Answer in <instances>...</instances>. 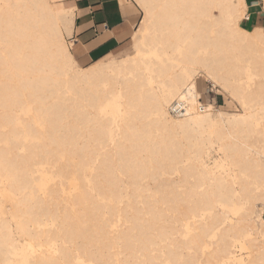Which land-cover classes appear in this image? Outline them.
<instances>
[{
	"label": "bare ground",
	"instance_id": "bare-ground-1",
	"mask_svg": "<svg viewBox=\"0 0 264 264\" xmlns=\"http://www.w3.org/2000/svg\"><path fill=\"white\" fill-rule=\"evenodd\" d=\"M135 2L133 52L79 67L73 6L0 0V264L12 228L31 264H264V29L239 24L246 0ZM198 78L241 111L201 106ZM215 143L225 175L203 162Z\"/></svg>",
	"mask_w": 264,
	"mask_h": 264
},
{
	"label": "crops",
	"instance_id": "crops-1",
	"mask_svg": "<svg viewBox=\"0 0 264 264\" xmlns=\"http://www.w3.org/2000/svg\"><path fill=\"white\" fill-rule=\"evenodd\" d=\"M62 1L74 7L73 26L69 35L74 47L70 51L80 66L109 54L128 55L125 53L128 40L132 38L141 15L134 0ZM256 15L257 11H249L246 21H257L259 18Z\"/></svg>",
	"mask_w": 264,
	"mask_h": 264
},
{
	"label": "rangeland",
	"instance_id": "rangeland-1",
	"mask_svg": "<svg viewBox=\"0 0 264 264\" xmlns=\"http://www.w3.org/2000/svg\"><path fill=\"white\" fill-rule=\"evenodd\" d=\"M58 2V4H65L62 0H55ZM135 1V0H134ZM247 8H246V14L248 15V12L251 10L257 11V15L259 19L257 21L254 19H250L249 21H246V19H241L239 21V24L244 27L251 29L252 27H259L264 29V11H263V0H255V1H249L246 0ZM138 5V3L136 2ZM139 6V5H138ZM140 8V7H139ZM215 13H217L216 9H213ZM141 15L139 17V21L137 22L135 29L139 26L140 20L142 19L143 12L140 8ZM134 29V30H135ZM65 41L67 46L71 51H73V42L69 38L70 36H65ZM132 44V38L128 40V50L125 52L126 54H131L133 52ZM127 46V43H126ZM123 55H107L101 59H98L96 61H93L92 63L86 65V66H80L77 62V65L79 67H87L92 64L107 62L111 58H115L116 60H119L122 58ZM261 79H256L254 82H261ZM197 87H202L204 90L201 92V100L206 103H213L211 104L212 108L215 110H219L222 112H226L229 114H235L241 111L242 108V101L240 98L233 96L231 94V86H229L227 89H223L219 84L214 83L213 80L210 78L201 79L198 78L197 81ZM156 85V83H155ZM254 86V84H253ZM120 108H122V98H119L118 102ZM123 110H119V115H123ZM39 122V121H38ZM40 123V122H39ZM21 149V146L19 147ZM222 157L221 152L218 149V144L215 143L213 145V148H207L206 153L203 156V162L213 171L215 174H221L225 175V171L220 167V159ZM47 177V184L51 185L53 184V180L49 178V174L46 175ZM172 179H177L178 175L173 174L170 176ZM60 183V182H59ZM62 185L61 183L59 184ZM122 202V199H120ZM139 205L141 206L142 203L139 202ZM11 206V199L10 196L7 193V189L5 186V182L0 178V220L6 218L8 221L13 224L14 219L9 211V207ZM256 208L249 214V217L256 218L260 211L263 210V204L260 202L256 203ZM230 217L235 216L234 214H229ZM12 234L14 237V244L9 248V256L6 261V264H31V258L34 254L41 252V247L33 245L29 242L27 237L20 236L17 234V232L12 228ZM54 247V243H51ZM247 253L244 249H239L237 252V256L240 258L246 257Z\"/></svg>",
	"mask_w": 264,
	"mask_h": 264
},
{
	"label": "built area",
	"instance_id": "built-area-1",
	"mask_svg": "<svg viewBox=\"0 0 264 264\" xmlns=\"http://www.w3.org/2000/svg\"><path fill=\"white\" fill-rule=\"evenodd\" d=\"M201 106H203L206 102H203L201 100V96L199 98ZM169 112L174 115V116H182L186 113V107L185 104L182 100H174L170 107H169Z\"/></svg>",
	"mask_w": 264,
	"mask_h": 264
}]
</instances>
